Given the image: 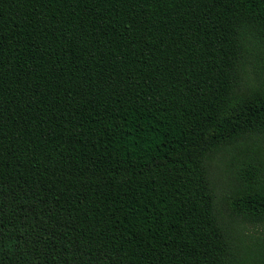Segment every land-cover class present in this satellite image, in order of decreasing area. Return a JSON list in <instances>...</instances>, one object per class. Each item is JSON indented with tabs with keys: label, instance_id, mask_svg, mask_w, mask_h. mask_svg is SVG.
<instances>
[{
	"label": "trees",
	"instance_id": "16d2710c",
	"mask_svg": "<svg viewBox=\"0 0 264 264\" xmlns=\"http://www.w3.org/2000/svg\"><path fill=\"white\" fill-rule=\"evenodd\" d=\"M0 264H264V0H0Z\"/></svg>",
	"mask_w": 264,
	"mask_h": 264
}]
</instances>
